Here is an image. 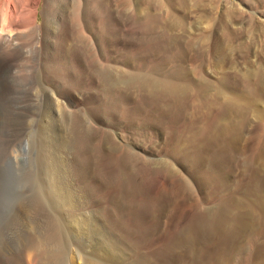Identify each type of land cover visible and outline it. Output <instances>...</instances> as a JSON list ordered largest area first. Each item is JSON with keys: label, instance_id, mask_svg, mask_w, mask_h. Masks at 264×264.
<instances>
[{"label": "rangeland", "instance_id": "374dc122", "mask_svg": "<svg viewBox=\"0 0 264 264\" xmlns=\"http://www.w3.org/2000/svg\"><path fill=\"white\" fill-rule=\"evenodd\" d=\"M208 1L214 5L220 2L218 5L219 8L217 7L218 13L223 9L222 3H225L223 0H207L206 2ZM227 1H230L227 5L230 8H235L236 3L241 4L245 12L242 13L243 16L238 13V16L239 20L243 19L245 21L241 26H238V29L234 30L236 38L231 42L232 49L231 52L229 51L228 53V57L225 60L226 63L224 62V68L227 71L231 69L234 73V76H231V82L232 85H234L235 93L238 92L240 95L243 94L244 97L254 98L249 90H245L246 87L245 84H242L244 82L241 81L242 77L240 74L241 71L246 73L248 70H252V68L257 69V67L264 64V24L262 28H259L258 24V20L262 19V15L264 18V0ZM72 2L73 0H51L54 14H56L55 17L59 18V16L61 17L64 15V12L65 14L70 12V8L73 4ZM111 2V8L115 10V13L117 10L120 14L121 10L125 7V5L122 4L124 0H111ZM202 2L204 3L205 0H202ZM41 9L42 7L40 6L38 8L39 12ZM203 10L200 11L203 12ZM230 10L231 9L228 8L227 12L229 13ZM200 11L197 13L201 14ZM231 12L233 11L231 10L230 13L227 14L230 19H235V14ZM182 15L186 14L182 12ZM196 16L198 15H195V17L191 16V18H188V21H186L187 27L190 23V29L194 26V22L198 23L200 21ZM249 17L252 19L255 18L253 24L251 23L253 26L250 24L252 27L246 24ZM39 18L40 22L42 20L40 13ZM1 19L0 15V22ZM129 28L128 26H122L125 35L131 30V28ZM258 29H260L261 32ZM21 34L23 38L22 43L30 48V46L35 43V37L33 38L35 34L30 32L28 34L27 31ZM202 34L200 33L198 36L201 37ZM25 38L30 41L25 40ZM213 38L219 39L220 33L215 32L210 40H214ZM203 40L204 39L198 41V46H201L202 42H204ZM210 40L207 42L209 43ZM126 44L127 41L123 39L117 44L120 50H114L113 55L119 56L115 59V63L125 58L127 53L121 51H123ZM233 47L235 49H233ZM47 55L50 56V50L47 48V45L41 46L39 51L33 52L29 58H25L28 62H23L24 60L22 59L20 60L21 62L18 61L15 67L17 69H14L10 75L8 73H0V248L2 247V252H5L4 254H6L8 261L18 256L19 247L32 235L34 244L36 245H40L41 241L43 243V240L48 242V239H50L51 241L48 242L46 247H48L52 253L47 250V252L44 253L47 255L41 257L40 264H45L46 261L48 264H69L68 259L70 260L69 257L72 256L74 251L79 252V255L81 253L80 257L83 258V260H93L105 264H132L140 257L142 259L148 258V254L163 249L188 221L194 212L193 210L198 208L199 211H204V208L216 207L222 201L232 198L235 195H237V197H242L244 193L241 189H243L245 184H250L254 180V172L249 169L243 170L242 166L245 165L251 156L255 158L264 141L263 90H261V92L259 91L262 95L256 104V108L245 115H231V118L234 120H236V117H239V122L242 121V123L240 122L235 125V128L240 130L241 138L239 142L236 143V151L233 153L234 156L225 160L226 163L223 161L222 166H218L216 172L218 173L224 170V172L228 173V176L224 177L225 179H222L223 177L216 178L214 177V173L211 179L203 180L204 178L202 179L200 175L211 174L216 168L213 160L209 157H203L197 160L191 157V154H188L186 158H182L180 153H173V148L178 145L180 141L179 137H181L183 133L176 130V126L183 128V130L185 128L186 130V128L193 127L192 124L200 125L207 121H205V119H207L206 113L202 115V118H193L189 116L191 113H194L193 109H188L189 111H187V113L184 111L183 114L179 116L176 126L172 125L174 122L173 118L172 116H168V114L162 115L160 118H158V114H156V116L152 115V119H149V116L146 114L148 106L143 104V101H141L142 97L138 95L139 93L133 94L130 91L117 90L115 91V96L109 98L108 95L102 93L105 89V85H101L92 77V71L85 63L83 64V62L82 67L84 70H82V72L76 70L72 71V82L70 81L67 86L60 85L58 82H52L47 78L48 76L45 75L46 72L44 71L46 70L44 61L45 58H48ZM209 57L210 59L205 61L208 63L206 71L209 70L207 72L211 74V79L218 82L220 81L219 75L222 72L218 71L217 73L219 74L214 75L216 71H211L214 69V66H212L213 54H209ZM189 61L186 60L184 64L189 67L188 69H191L193 68L194 62L192 60ZM174 64L175 62L168 63L165 69L170 70ZM17 65L19 66L17 67ZM208 67L210 68L208 69ZM243 67L244 69H242ZM236 71L238 74H235ZM210 72L214 73L212 74ZM23 73L26 77H24ZM195 76V73L192 72L186 79H196L197 77ZM256 78L257 77L252 78L251 80L254 86L257 84ZM66 90L68 94H65ZM16 92L17 94H15ZM122 92H125V94L123 95ZM17 95L22 97H18ZM121 95H123V98L118 101L112 99L114 97L119 98ZM18 98L20 101H17ZM255 98V100H257V96ZM190 99L188 100L190 101L189 103L193 101L194 97ZM138 107L141 108L138 109ZM94 108H97V110L93 111ZM58 109L60 111H58ZM132 110L136 114H132ZM219 112L220 111L216 110L213 111V114L216 115V113ZM258 114L261 115V118L259 117L256 119ZM73 135L77 142L79 140H81V142H74V146L72 144L71 152H69L70 154L67 155L69 159L68 165H71L68 166V173L70 175L65 174V177H68L66 187L69 188L72 195L71 198L75 202L71 201V204H69V206L66 205V207L68 209L70 207L73 211L77 209L76 212H81V214L93 212L95 218H98H96L97 220L94 224L96 230L102 231L103 229L107 236H112L111 239L117 241L120 245L122 244L119 250L111 251L110 254H107L103 247L99 245L98 240L101 236L96 237L93 232L87 235H81L69 229L64 219L65 208L60 206L58 202L59 198L52 190V181L54 180L52 163L56 161L55 159H57L58 155L61 153L59 151L63 150L64 147L66 148V145H68L66 143L70 141ZM87 135H89V137H95L91 140L83 139V137ZM257 139H260L259 143ZM24 142L26 144L25 148L22 149L24 154L20 152L21 155H23H20V157L24 159L23 164L21 169L15 171L10 167L6 155L9 154L13 148L18 152L19 144H24ZM114 143L121 144L122 146L124 145L123 148L133 146L135 151H138L142 157L151 158L156 161L161 159L166 160L170 163L171 170L177 173L176 175H170L169 170L164 169V173L162 172L156 175L155 181L151 186H147L150 192L154 189V193L150 195L154 194L158 197L164 188L166 189L167 187L173 186L178 178H180L181 182L184 181L187 186L186 189L181 191L180 197L176 198V200H170V204L166 202L167 205L165 204V209L160 212L161 216L159 218V223H157V219L154 217L155 214L150 212V206L147 207V205L143 203V193L145 189H139V187L130 189L126 185L113 179V173L120 167V158L123 152L122 150H114ZM79 145L83 148L81 149ZM83 149L84 152H82ZM254 160L251 162H254ZM49 165H52V170L49 168ZM69 167L71 168L69 169ZM138 167L139 165L136 163L134 167L132 166L129 169L134 172ZM138 179L139 177L136 178L135 181L139 182L140 179ZM260 179L262 181H258V184L260 182L264 183V175L261 174L259 176V180ZM162 199L163 197L160 200L161 202H163ZM74 206L75 209H73ZM118 209H121L119 213L116 211ZM251 221H248L249 225H247L243 233L240 232V240H237L235 242L236 244L233 243V246L230 244V249H228L229 247L225 248L226 246L223 247V245H221L222 247L220 246L219 243L221 242V238L217 237L219 236L218 234L209 235L201 240L199 242V247L197 246V248L194 249V252L197 250L196 256L198 255V258L202 260L206 258L205 261L201 263L250 264L251 259H253L255 245L259 241L264 240V222L262 223L260 220ZM207 223H211V219L208 220ZM40 232H43V234ZM45 236H48L46 237L48 239H45ZM37 238H40V240L38 241ZM101 239H103V237ZM53 242L55 244H53ZM133 242L137 243V246H133ZM49 245L51 247H49ZM54 246H56V249ZM212 248L218 251V256L221 260L211 259V257L206 256V253L208 251L211 252ZM240 248L242 249L241 251L239 250ZM179 250L180 247L178 249V254L177 250L167 253L165 255L166 259L164 258L165 260L160 264H192V257L188 256L189 253L184 252L183 248ZM238 250L240 253L237 252ZM246 252L247 254H244ZM49 254H51V256ZM78 264H82V262Z\"/></svg>", "mask_w": 264, "mask_h": 264}, {"label": "bare ground", "instance_id": "6f19581e", "mask_svg": "<svg viewBox=\"0 0 264 264\" xmlns=\"http://www.w3.org/2000/svg\"><path fill=\"white\" fill-rule=\"evenodd\" d=\"M206 1L207 0L203 3L202 0H124L122 4H124L125 7L119 14L117 10L115 13V10L111 8V0H73L70 12L66 14L64 12V15L61 17L59 16L58 18L55 17L56 14H54L51 0H0V15L2 18L0 22V73H8L10 75L14 69H17L15 67L18 61L22 59L24 60L23 62H28L25 58H29L33 52L35 53L39 51L41 46L47 45V48L50 50V56H48V53V58H45L44 66L46 70L44 71L46 72L45 75L48 76L47 78L54 83L58 82L60 85L67 86L70 81L72 82V71L76 70L82 72V70H84L82 67L83 62V64L85 63L92 71V77L101 85H105V89L102 93L108 95L109 98L115 96V91L117 90L130 91L133 94L139 93L138 95L142 97L141 101H143V104L148 106L146 114L149 116V119H152V115L156 116V114H158V118H160L162 115L168 114V116H172L173 118L174 122L172 125L176 126L179 116H181L184 111L187 113V111H189L188 109H193L194 113L189 115L193 118H202V115L206 113L207 119H205V121H207L200 125L192 124L193 127L186 128V130L185 128L183 130V128L176 126V130L183 133L182 136L179 137L180 141L178 145L173 148V153H180L182 158H186L188 154H191V157L197 160L203 157H209L213 160L216 168L211 174L200 175V177H202V179L204 178L203 180H209L215 173L214 177H223L222 179H225L224 177H227L228 173L224 172V170L216 173L217 168L218 166H222L223 161L234 156L233 153L236 151V143H238L241 138L240 130H237L235 125L240 122L242 123V121L239 122V117V119L236 117V120H234L231 118V115H245L252 111V109L256 108V104L262 95L259 91H264V64L257 67V69L252 68V70H248L246 73L240 70V76L242 77L241 81L244 82L242 84H245V90H249L254 98L244 97L243 94L240 95L238 92L235 93L234 85H232L231 82V76H234V73L231 69L229 71L225 70L224 62L226 63L225 60L228 57V53L229 51L231 52V42L236 38L234 30L238 29V26H241L245 21L243 19L239 20L238 13L242 15L245 11L240 3H236L235 8H230L227 6L230 1L223 0L225 2L222 3L223 9L218 13L217 7L220 2L219 4L214 5L213 3ZM40 6L42 9L39 12L38 8ZM228 8L233 11L231 12L232 14H235L236 20L230 19L228 14L231 10L228 13ZM200 10H203V12ZM198 11H200L201 14L197 13ZM182 12L186 15H182ZM39 13L42 17L40 22ZM195 15H198L196 17H198L200 21L197 20L200 23L194 22V26L190 29V23L188 22L189 26L187 27L186 21H188L187 19L191 18V16L195 17ZM262 16V19L258 20L259 28H262V25L264 24V18ZM254 19L255 18L252 19L249 17L246 24H253ZM122 26H128L131 28L128 34L125 35L123 33L124 28L122 29ZM25 31H27L28 34L29 32L35 34V36H33V38L35 37V43L30 46V48L22 43L23 38L21 33ZM215 32L220 33V38H213L214 40H210ZM200 33H203L201 37L198 36ZM121 39L127 41L126 46H124L123 51H121L126 52L127 54L124 59H120L115 63V59L119 56H114L113 54L114 50H120V48L117 47V44H119ZM201 39H204V42H202L201 46H198V41ZM25 40L30 41L26 38ZM209 40L210 42L208 43L207 41ZM233 49L235 48L233 47ZM209 54H213V59H211L214 69L211 67L213 69L211 71H216L215 73H210L218 75V71L222 72L219 75L220 81L218 82L211 79V74L207 72L209 70L206 71L208 63L205 61L210 59ZM186 60H192L194 62L193 66L191 65L193 68L188 69L189 67L184 64ZM170 62H175V64L170 70H166L165 68ZM18 66L19 65H17V67ZM25 67L27 68L26 65ZM209 68L210 67H208V69ZM242 69H244V67ZM192 72L195 73V77L197 78L192 80L186 79V77L188 78ZM236 73L237 71L235 74ZM24 77H26L25 74ZM255 77H257L256 86L251 83L252 78ZM122 93L123 95L125 94V92ZM15 94H17V92ZM65 94H68L67 90L65 91ZM123 95L119 98H116V95V97L112 99L118 101L123 98ZM17 96L19 97L20 95ZM256 96L257 100H255ZM192 97H194V99L189 103L190 101L188 100ZM17 101H20L19 98ZM139 108L141 107H138V109ZM59 109L58 111H60ZM96 110L97 108L93 109V111ZM216 110L220 112L215 115L213 114V111ZM132 114L136 113L132 110ZM260 116L261 115L258 114L256 119ZM94 137L95 136L89 137V135H87L86 137H83V139L91 140ZM260 139H257L258 141H256L259 143ZM79 141L81 142V140ZM74 142L78 143L73 135L70 138V141L66 143L68 144L66 145V148L64 147V143V149L59 151L63 153H60L61 155L59 154L58 158L55 159L56 161H53L52 163L54 169V180L52 181L53 183L51 182L52 190L59 198L57 199L60 206L65 208L64 219L69 226V229L72 232L80 233L81 235H87L93 232L96 237H103V239L100 238L103 241L99 239L100 241L98 240V243L103 247L107 254H110L111 251L119 250L120 247H122V244L120 245L117 241L111 239L112 236H107L103 229L102 231H99L98 229L96 230L94 224L98 218H95L93 212L81 214V212H76L77 209H75V206L73 208L75 211L71 210L70 207L69 209L66 207V205L69 206L71 201H73L70 190L66 187L68 177L66 178L65 174H69L68 166L71 164L68 165L69 159L67 158V155L70 154L69 152H71V147L72 144L74 146ZM24 144H19L18 152L13 148L10 152L8 151L9 154L6 153V159L8 160L10 167L15 171L21 169L23 164L24 159L20 157V152L24 154L22 150L26 146V144ZM123 146L117 143H114L113 145L114 150L123 151L120 158V167L113 173V179L126 185L130 189L137 187H139V189H145L146 192L144 190L143 203L147 205V207L150 206V212L155 214L154 217H156L157 223H159V218L161 216L160 212L165 209L164 206L166 202L170 204L173 199L176 200V198L180 197L181 191L186 189L187 186L184 181L181 182L180 178H178L173 186L167 187L166 189L164 188L158 197L154 194L150 195L151 193H154V189L151 192L148 191V189L155 181L156 175L162 172L164 173V169H168L170 175H176L177 173L171 170L168 161L162 159L156 161L151 158L142 157L138 151H135L133 146L130 145L131 147L128 148H123ZM82 148L83 147H81V149ZM84 149L82 152H84ZM252 160H254V162H251ZM136 163L139 165L138 169L136 171L133 170L134 172L130 171L129 168L132 166L134 167V164ZM51 166L52 165H49L50 169ZM242 167L243 170H252L255 176V178L252 177L254 178L252 183L245 184L243 189H241L244 193L242 197H237V195H235L232 198L222 201L216 207L204 208V211H199L198 208H196L193 210L194 212L188 221L180 228L163 249L148 254V258L142 259L140 257L132 264H160L166 259L165 255L167 253L177 250L178 254L179 247L180 250L183 248L184 252L189 253L188 256L192 257V264L203 263L206 258L202 260L197 257L198 255L196 256L197 250L194 252V249H196L197 246L199 247V242L201 240L209 235L218 234L219 236L217 237L221 238V242L219 243L220 246L223 245V247L226 246L225 248L229 247L228 249H230L233 243L240 240L241 233H243L245 228H247V225H249L248 221L260 220L263 223L264 183L260 182L258 184V181H262L261 179L259 180V176L261 174L264 175V141L255 158L251 156ZM70 168L71 167H69V169ZM138 177L140 180L138 179L139 182H136L135 180ZM147 186L149 187L147 188ZM162 197L163 202L160 201ZM120 210L118 209L116 211L119 213ZM210 219L211 223H207ZM41 234H43V232ZM32 237L33 236L31 235L24 241L19 247V251L17 250L19 252L18 256L14 257L11 261L7 260L6 254H4L5 252H2L1 247L0 264H40L41 257L47 255L44 253L49 250L46 245L50 239L46 238L48 236H45V239H48L49 241L45 242V240H43V243L41 241L40 245H36L34 244V238ZM39 240L40 238L38 241ZM53 244L55 243L53 242ZM133 246H137V243L133 242ZM49 247L51 246L49 245ZM54 247L56 249V246ZM241 248L239 249L240 251L243 249ZM213 249L214 248H212L211 252L208 251L206 256L211 257V259L221 260L218 256V251L216 250V252ZM239 250L237 251L238 253H240ZM50 252L52 253V251ZM244 254H247V252ZM49 255L51 256V254ZM80 255L79 252L74 251L72 256L69 257L70 260L68 259L69 264H78L79 262H82V264H105L93 260H83ZM250 264H264V240L259 241L255 245L253 259H251Z\"/></svg>", "mask_w": 264, "mask_h": 264}]
</instances>
